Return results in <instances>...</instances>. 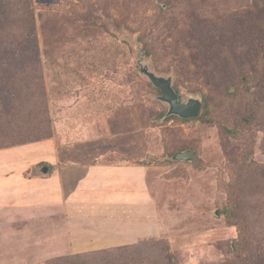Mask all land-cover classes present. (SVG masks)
Wrapping results in <instances>:
<instances>
[{
  "label": "rangeland",
  "instance_id": "obj_1",
  "mask_svg": "<svg viewBox=\"0 0 264 264\" xmlns=\"http://www.w3.org/2000/svg\"><path fill=\"white\" fill-rule=\"evenodd\" d=\"M45 141L53 162L146 166L159 217L136 195L105 218L133 216L129 239L72 251L41 216L6 221L0 264H264V0H0V149Z\"/></svg>",
  "mask_w": 264,
  "mask_h": 264
},
{
  "label": "crops",
  "instance_id": "obj_2",
  "mask_svg": "<svg viewBox=\"0 0 264 264\" xmlns=\"http://www.w3.org/2000/svg\"><path fill=\"white\" fill-rule=\"evenodd\" d=\"M49 143L36 142L0 149V225L12 221L9 225L18 224L10 225V228L18 227L41 216L54 226L48 236L59 238L72 251L70 247L74 244L93 246L120 238L129 239L127 229L134 231L133 216L130 215V225L128 217H125L121 225L114 228L107 227L105 218L114 208L126 209L133 202L130 198L136 195L146 197L138 206L147 207L148 219L153 214L159 217L156 205L148 201L149 196L152 201L155 199L146 166L113 164L103 158L93 162L69 160L61 157L59 147L53 162L55 152ZM43 150L50 155L51 161H42ZM95 197L99 200H90ZM122 197L129 198L122 201ZM140 221L138 219L137 222ZM150 223L146 233L136 236L139 242L149 237L157 238L158 225Z\"/></svg>",
  "mask_w": 264,
  "mask_h": 264
},
{
  "label": "water",
  "instance_id": "obj_3",
  "mask_svg": "<svg viewBox=\"0 0 264 264\" xmlns=\"http://www.w3.org/2000/svg\"><path fill=\"white\" fill-rule=\"evenodd\" d=\"M152 83L160 89L162 95L161 100L169 105V116H177L184 120L197 119L200 115L202 102L198 99H191L187 103L180 100L179 95L172 87V80L170 78H159L154 74L145 72ZM194 158L193 151H185L179 153L174 157L176 161H192Z\"/></svg>",
  "mask_w": 264,
  "mask_h": 264
},
{
  "label": "trees",
  "instance_id": "obj_4",
  "mask_svg": "<svg viewBox=\"0 0 264 264\" xmlns=\"http://www.w3.org/2000/svg\"><path fill=\"white\" fill-rule=\"evenodd\" d=\"M202 110H203V107L201 108V112H200L199 117L201 116ZM199 117H198L197 119H199ZM181 120H183V121H188V120H184V119H181ZM194 120H195V119H194ZM8 148H9V147H8ZM183 151H184V150H181V151L177 152V153L174 155V157H175L176 155H178L179 153H182ZM188 151H189V150H188ZM190 151H192V150H190ZM193 152H194V151H193ZM60 154H61V157L64 158V157H63V154H62V153H60ZM194 156H195V152H194ZM174 157H173V158H174ZM67 159H69V158H67ZM194 159H195V157L193 158V160H194ZM69 160H71V159H69ZM193 160H192V161H193ZM174 161H175V162H183V161H176V160H174ZM192 161H187V162H192ZM185 162H186V161H185ZM147 240H149V239H147ZM138 243H139V244H142L143 242L140 241V242H138ZM138 243H137V244H138ZM146 243H148V241H147ZM139 244H138V245H139ZM131 263L135 264L136 261H135V260H132Z\"/></svg>",
  "mask_w": 264,
  "mask_h": 264
}]
</instances>
